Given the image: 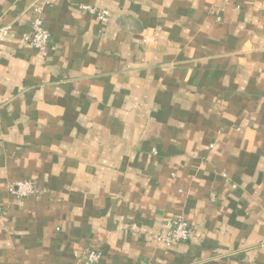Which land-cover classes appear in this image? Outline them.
<instances>
[{
  "label": "crops",
  "instance_id": "crops-1",
  "mask_svg": "<svg viewBox=\"0 0 264 264\" xmlns=\"http://www.w3.org/2000/svg\"><path fill=\"white\" fill-rule=\"evenodd\" d=\"M7 24L0 264H264V0H0Z\"/></svg>",
  "mask_w": 264,
  "mask_h": 264
},
{
  "label": "built area",
  "instance_id": "built-area-1",
  "mask_svg": "<svg viewBox=\"0 0 264 264\" xmlns=\"http://www.w3.org/2000/svg\"><path fill=\"white\" fill-rule=\"evenodd\" d=\"M82 9L86 10L92 15H95L99 20L105 21L108 17L106 11L97 10L90 6H82ZM12 24L0 26V43L4 42L10 35ZM34 49L44 52L49 46L50 36L44 29L43 20L39 15L38 10H32V21L30 25V32L28 36L24 38ZM10 194L18 201H23L31 196L38 197L41 195L40 190L35 186V183L31 180L18 181L13 183L9 187ZM166 230L158 233L155 236L156 241L166 244H176L187 242L192 232L188 224L183 220H175L168 222ZM101 254L94 249H85L79 257L77 264H100Z\"/></svg>",
  "mask_w": 264,
  "mask_h": 264
}]
</instances>
